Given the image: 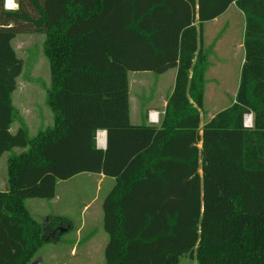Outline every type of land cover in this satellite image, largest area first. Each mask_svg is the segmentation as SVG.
Segmentation results:
<instances>
[{
  "label": "trees",
  "instance_id": "1",
  "mask_svg": "<svg viewBox=\"0 0 264 264\" xmlns=\"http://www.w3.org/2000/svg\"><path fill=\"white\" fill-rule=\"evenodd\" d=\"M0 0V264H29L44 225L26 199L58 181L114 178L105 197V264H264V0ZM234 4L244 62L232 104L201 126L207 56L203 24ZM45 36L53 125L29 137L11 94L23 62L17 34ZM176 69L158 126L129 122L128 72ZM252 117V127L244 118ZM105 130V150L96 133ZM220 248L212 253L211 240Z\"/></svg>",
  "mask_w": 264,
  "mask_h": 264
},
{
  "label": "rangeland",
  "instance_id": "2",
  "mask_svg": "<svg viewBox=\"0 0 264 264\" xmlns=\"http://www.w3.org/2000/svg\"><path fill=\"white\" fill-rule=\"evenodd\" d=\"M243 28V17L235 7L228 8L217 21L203 24V49L207 56V70L202 123L234 101L244 53L241 47ZM44 41L45 36L39 33L18 34L12 41L13 49L23 62L22 72L16 79L20 88L17 89L15 97L12 94V104L18 108L16 122L12 127L23 125L29 137H34L36 132L51 123H44L45 126L41 123L39 129V122L42 120L39 117L45 119L48 112L52 115L49 109L47 112L48 107L42 92L47 90L50 83L49 63L43 53ZM170 75L171 72L165 75L152 74L153 79L144 75L136 76L133 80V91L137 92L138 85L145 83L142 89L145 95L143 104H147V92L153 87L152 92L155 95L163 91L168 83L161 81ZM138 97L136 96L134 102L136 108L141 105ZM250 122L252 123V117L247 115L244 123L248 126ZM23 151L25 149L13 148L1 156L0 191L8 190L7 158ZM104 196L105 190L99 184L97 175L83 173L58 181L52 199H26L24 202L31 216L45 227V242L29 264H105L104 246L107 235L101 221V203ZM58 229L65 232L60 233ZM210 250L212 253L220 252L214 239L211 240ZM179 264L196 262L186 255L180 258Z\"/></svg>",
  "mask_w": 264,
  "mask_h": 264
},
{
  "label": "crops",
  "instance_id": "3",
  "mask_svg": "<svg viewBox=\"0 0 264 264\" xmlns=\"http://www.w3.org/2000/svg\"><path fill=\"white\" fill-rule=\"evenodd\" d=\"M19 1L20 0H13V3L19 6ZM21 1L23 2V4H25L24 2H26V0H21ZM3 7H4V3H3ZM231 7H235V5L234 4H231L228 8H231ZM228 8H227V10H228ZM4 9L6 11H12V12L17 10L16 8H13L12 10H8L5 7H4ZM226 11L223 14H221L220 16H218L217 18H215V19H213L211 21L205 22L204 25L205 24H208V23H213V22L217 21L221 16H223L226 13ZM240 14L242 15L241 12H240ZM242 17H243V15H242ZM243 20H244V18H243ZM243 32H244V28H243ZM21 34H24V33H21ZM11 45H12V42H11ZM241 47L243 49V42H242V46ZM15 54H16V52H15ZM16 56H17V54H16ZM243 62H244V53H243V57L241 59V66H242ZM168 72L169 73L171 72V75L168 78H165L163 81H161L163 83H168V85L163 89V91L157 93V95H155L152 92V90H153L154 87L151 88L147 92V94H146L147 95V98H148L146 100L147 104H143V101H145L144 100L145 95L143 94V91H142V89L144 88V86L146 84L145 83H141L140 85H138V88H137L138 90H137V92H135V91H133V86H135V84L133 83V80H134V78L136 76H139V75L140 76H143L144 75V76L151 77L152 74H154V73H151V72H128L127 79H128L129 122H130L131 125H141V124L153 125V126H158L159 125V123H160V121L162 119V116L164 114V110H165V107H166L167 99H168V97L170 96V94L173 91L174 82H175V76H176V69L175 68L169 69L168 71H166L165 73L160 74V75H165ZM155 75H157V74H155ZM17 82H18V80L16 81V89L12 92V94H14V97H15V94L17 92V89L20 88L19 85H18L19 83H17ZM17 86H18V88H17ZM49 87H50V83L48 84V87L47 88H49ZM42 92L45 95V102H46V90L44 89V91H42ZM12 94H11V103H12ZM136 96H139L138 98H140V104H141L140 106H137V108L134 105ZM12 106L14 107L15 111L17 112L18 111L17 110L18 108H16L13 104H12ZM48 109L49 108H47V112L50 110V109L49 110ZM149 112H156V113H158V122L156 124H152V123L149 122V120H148V113ZM51 114H52V112H51ZM45 116H46V114L43 115L44 118H45ZM212 117H210L206 122H203V123L201 122V126H203L205 123H207ZM39 119L40 120L42 119L39 122V129L41 128L42 124L44 125V123L48 124L49 122H51L50 125H47V126L44 125L45 126V129L48 128V127H51L53 125V114L50 115L49 112H48V115H47V117L45 119H43L42 117H39ZM201 120H202V118H201ZM15 122L16 121H14L12 123L11 127H10V132L11 133H14L18 129V126L16 128H13L12 127ZM38 132H36V134ZM106 144H107V133H106V131L105 130H98L97 133H96V147L98 149L105 150ZM84 174H89V173H84ZM95 175H97V174H95ZM97 177H98L99 184L101 186H103V188L105 190V196L103 197V200H102V203H101V221L103 223V209H102V204H103V201H104L105 197L107 196V194L113 188V186L115 184V180H114V178L105 177L102 174L97 175ZM102 228H103V225H102ZM107 240H108V237H107ZM105 246H106V244H105ZM105 246H104V249H105Z\"/></svg>",
  "mask_w": 264,
  "mask_h": 264
},
{
  "label": "built area",
  "instance_id": "4",
  "mask_svg": "<svg viewBox=\"0 0 264 264\" xmlns=\"http://www.w3.org/2000/svg\"><path fill=\"white\" fill-rule=\"evenodd\" d=\"M11 2H12V4H14V3H13V0H11ZM3 3H4V7H5L6 9H8V10H12V9H13V8H11V7H7V6H6V0H3ZM148 120H149L150 123H152V124H156V123L158 122V113H156V112H149V113H148ZM250 120H251V119H250ZM244 125H245V127H248V128L252 127V123H251V122L249 123L248 126H247L245 123H244Z\"/></svg>",
  "mask_w": 264,
  "mask_h": 264
},
{
  "label": "clouds",
  "instance_id": "5",
  "mask_svg": "<svg viewBox=\"0 0 264 264\" xmlns=\"http://www.w3.org/2000/svg\"><path fill=\"white\" fill-rule=\"evenodd\" d=\"M14 6H11V8H16V9H18V5H16V4H13ZM6 6L7 7H10L9 6V2H8V0H6Z\"/></svg>",
  "mask_w": 264,
  "mask_h": 264
},
{
  "label": "snow or ice",
  "instance_id": "6",
  "mask_svg": "<svg viewBox=\"0 0 264 264\" xmlns=\"http://www.w3.org/2000/svg\"><path fill=\"white\" fill-rule=\"evenodd\" d=\"M8 2H9V6H10V7H11V6H14V5L12 4L11 0H8Z\"/></svg>",
  "mask_w": 264,
  "mask_h": 264
},
{
  "label": "water",
  "instance_id": "7",
  "mask_svg": "<svg viewBox=\"0 0 264 264\" xmlns=\"http://www.w3.org/2000/svg\"><path fill=\"white\" fill-rule=\"evenodd\" d=\"M250 117H251V116H250ZM65 229H66V228H65ZM65 229H63V230H65ZM59 231H60V230H59ZM63 232H65V231H62V232L60 231V233H63Z\"/></svg>",
  "mask_w": 264,
  "mask_h": 264
},
{
  "label": "flooded vegetation",
  "instance_id": "8",
  "mask_svg": "<svg viewBox=\"0 0 264 264\" xmlns=\"http://www.w3.org/2000/svg\"><path fill=\"white\" fill-rule=\"evenodd\" d=\"M58 231H59V229H58Z\"/></svg>",
  "mask_w": 264,
  "mask_h": 264
}]
</instances>
